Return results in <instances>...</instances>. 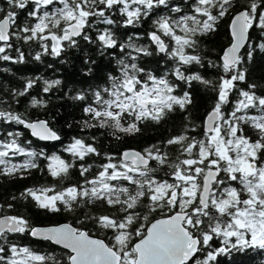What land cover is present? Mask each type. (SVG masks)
<instances>
[{
  "label": "snow or ice",
  "instance_id": "snow-or-ice-1",
  "mask_svg": "<svg viewBox=\"0 0 264 264\" xmlns=\"http://www.w3.org/2000/svg\"><path fill=\"white\" fill-rule=\"evenodd\" d=\"M57 2L62 7L54 11H42ZM7 3L11 9H25L32 4L27 15L36 22L18 25V13L15 10H9L0 17V54H3L0 59L3 60L12 59L5 53L7 48L12 47L10 41L14 37L25 42L38 40L44 52L49 51V44L45 41H51V53L59 55L64 42L68 46L74 45L75 37L82 35L85 40L90 39L84 34L85 28L92 26L90 18H96L98 23L112 25L115 21L106 15V11L118 7L119 12L126 16L125 23L131 25L153 9L167 7L169 0H7ZM232 7L233 0H193L191 14L175 19L163 16L155 21L156 31L150 34V38L158 46L159 52L169 53L174 59L178 58L181 64H200L201 57L186 53L185 49L194 50L197 44L195 37L214 30L216 21ZM171 11L179 13L181 9L174 7ZM254 25L264 29V0H248L247 6L232 20L231 34L235 42L225 51L222 64L223 71L232 74L221 78L218 102L207 117L206 138L196 140L181 135L167 141L168 145H179L181 155L187 154V158L177 157V162L169 164L168 154L153 145L145 149L144 153L125 152L120 164L109 162L102 165L96 178L85 180V184L91 187L72 186L59 192L53 187L29 188L22 194L31 197L39 207L54 212L60 210L57 202L71 209L78 198L103 200L110 206H119L118 211L123 213L122 216L104 214L90 217L100 228L113 232L114 243L94 238L89 231L72 225L37 228L32 227L25 217L4 215L0 218V264H46L48 260H52L53 264H61L54 256L41 255L28 247L20 248L14 244L7 249L11 253L8 256L4 247L8 235L25 232L69 250L66 264H210L217 256L232 249H264V160L257 164L258 153H264V96L241 91L242 99L237 101L234 110L229 115L222 114V105L228 102L229 92L235 88V82L245 79L243 71L239 69V50L248 41V31ZM177 29L182 34H177ZM163 37L174 41L175 47L170 49ZM97 39L104 47H117V41L107 29L98 34ZM120 48L123 51L124 46L120 45ZM135 50L150 54L143 48ZM19 58L23 59V53H20ZM36 59H40V54H37ZM135 59L132 57L133 61ZM118 63L121 65V75L110 76L111 86L95 91L92 103L84 109L99 127H112L127 133L139 131L138 122L141 120L159 121L174 106L183 109L191 103L188 92L182 96L173 94L176 85L166 77L158 78L149 74L146 80L141 79L138 73L143 72V69L135 62L126 64L120 60ZM174 74L186 83L202 80L199 74L184 75L180 67L174 70ZM54 83L58 84L59 81ZM32 87L33 82L29 81L19 95H24ZM50 87L51 84L44 91L47 92ZM78 99L83 100L85 96L81 95ZM32 103L36 105L39 102L34 99ZM249 109H258L261 114L247 115ZM240 112L245 114L237 115ZM126 117H131V121L128 122ZM0 119L23 125L41 140L60 139L46 121H26L20 115L2 110ZM122 120L127 123V127ZM242 124L254 128L258 139L251 141L244 136ZM20 135L18 132H8L7 136L12 139L0 140V165L5 166L0 174H13L37 167L34 159L8 167L10 154L32 158L38 155L34 150L27 151L17 142ZM66 151L79 160L88 154L99 155L94 146L86 145L81 139H75ZM51 160L53 163L48 167L54 177L66 175L75 166L58 156H52ZM153 160L158 165H168L172 169L171 183L153 175L157 171L149 166ZM80 167L81 175L89 170L88 166ZM221 172L225 178L218 179ZM231 181H238L243 188L238 190L231 187L228 184ZM220 185L227 186L221 189ZM241 191L247 194V198L241 199ZM145 197L150 212L157 209L169 212L178 210L165 218L156 219L150 226L137 224L141 217L135 209ZM143 220L148 221V216L145 215ZM214 237L222 238L224 246L207 251L205 259H199L198 253L211 247L210 241Z\"/></svg>",
  "mask_w": 264,
  "mask_h": 264
},
{
  "label": "trees",
  "instance_id": "trees-1",
  "mask_svg": "<svg viewBox=\"0 0 264 264\" xmlns=\"http://www.w3.org/2000/svg\"><path fill=\"white\" fill-rule=\"evenodd\" d=\"M192 3L193 0H169L167 7L159 6L131 25L125 23L126 16L119 12L118 7H114L106 11V15L115 23L107 25L98 23L96 18H90L92 26L84 30V34L90 39L85 40L82 35L75 37L76 44L74 45L68 46V43L64 42L59 55L51 53V41H45L49 44L48 52H44L38 40L25 42L14 37L10 41L12 47L7 48L5 54L12 59H0V110L20 115L26 121L46 119L59 134L60 139L45 142L34 137L31 131L23 125L0 119V140L10 141L12 137H8L7 133L18 132L21 134L17 137L18 143L27 151H39L34 158L27 155L11 156L10 154L8 167L11 164L22 165L30 159H34L37 167L22 169L13 174H0V206H2L0 217L8 214L22 216L28 219L32 227L70 222L81 230L89 231L93 236L101 237L110 244L114 243L113 232L100 228L90 217L104 214L122 216L123 213L118 211L119 206H110L103 200L89 201L78 198V201L73 202L71 209H66L62 203L57 202L60 210L54 212L39 207L31 197L22 194L29 188L53 187L59 192L72 186L91 187L90 184H85V180L96 178L102 170V165L109 162L120 164L123 159L122 152L127 148H136L144 152L145 149L155 145L168 154V162L171 164L177 162V157L187 158V154L181 155L179 145H168L169 139L181 135L196 140L206 138L205 118L218 102L221 78H227L232 74L225 73L222 68V55L233 40L230 29L231 20L238 11L247 6L248 0H233V7L225 16L216 21L214 30L198 34L195 37L197 41L195 49H185V51L199 55L201 63L183 65L178 58L174 59L169 53L159 52L150 34L156 31L155 21L160 17L171 16L175 19L184 14H191L190 5ZM32 7L33 5L29 4L25 9H11L7 0H0V9H3L0 17L9 10H15L18 13V25L23 26L25 23L32 25L36 21L27 15ZM58 7L62 5L57 2L42 11H54ZM174 7H179L181 12H172L171 8ZM105 29L113 34L117 47L107 48L98 41V34ZM177 34H182L179 29H177ZM163 38L170 49L175 47L174 41L168 37ZM120 45L124 46L123 51ZM128 45L135 47H128ZM262 45H264V29L254 25L249 29V40L240 53L239 69L243 71L245 79L236 81L235 88L230 90L228 102L222 105L223 115H229L234 110L237 101L242 99L241 91H250L257 96H264V47ZM135 48H143L150 54L137 52ZM20 53H23L22 60L19 58ZM249 53H251L250 56ZM37 54H40L39 60L36 59ZM132 57L136 59L133 61ZM120 60H124L126 64L135 62L139 68H142L143 72L138 73L141 79L146 80L149 74L158 78L166 77L170 83L176 85L173 94L182 96L184 92H188L191 103L186 104L183 109L174 106L173 110L166 112L159 121L141 120L138 122L139 131L127 133L112 127H99L84 109L92 103L95 91L111 86L110 76L121 75V65L118 63ZM177 67H180L186 76L199 74L202 80H192L186 83L177 79L174 74ZM29 81L33 82V87L28 89L24 95H19L25 90ZM55 81L59 83L56 84ZM202 81L210 83L205 84ZM49 84L51 87L45 92L44 88ZM252 85L255 87L252 88ZM81 95L85 96V99H78ZM34 99L39 103L33 105ZM257 113H260L258 109H249L247 115ZM244 114V112L237 113V115ZM131 119V117H126L128 122ZM122 123L127 127L125 121L122 120ZM241 126L244 136L250 138L251 141L258 139L254 128L247 124ZM75 139H81L86 145L94 146L99 155L88 154L83 160L75 158L66 151ZM49 151L51 154H60L62 160L71 162L75 166L70 168L66 175L52 176L48 167L50 163L47 160L42 161L43 155H39ZM262 160H264V153H258L257 164ZM81 165L89 167L84 175H81ZM149 166L157 169L153 173L157 179L172 182V169L168 165L161 166L153 160ZM4 167L0 165V170ZM219 178H225V174L221 172ZM120 183L135 188L134 185H127V182L121 181ZM228 184L239 185L238 181H231ZM148 204L147 197L142 198L138 203L135 211L140 214L141 219L137 221V224L148 226L153 220L178 210L169 212L166 209H157L150 212ZM8 205L12 207L9 208ZM145 215L148 216V221L143 220ZM13 244L20 248L28 247L41 255L54 256L61 264H66L69 250L52 241L33 237L28 232L9 234L8 242L4 244L8 256H11V253L7 249ZM210 245L211 247L198 253L199 259H205L207 251L224 246L221 238L216 237L210 241ZM46 264H53V261L48 260ZM210 264H264V249H232L230 252L217 256L216 260Z\"/></svg>",
  "mask_w": 264,
  "mask_h": 264
},
{
  "label": "water",
  "instance_id": "water-1",
  "mask_svg": "<svg viewBox=\"0 0 264 264\" xmlns=\"http://www.w3.org/2000/svg\"><path fill=\"white\" fill-rule=\"evenodd\" d=\"M241 11V10H240ZM239 12V11H238ZM237 12V13H238ZM236 13V14H237ZM235 14V15H236ZM234 15V16H235ZM234 16L232 17V20H233V18H234ZM232 20H231V24H232ZM231 24H230V29H231ZM232 43H231V45L235 42L234 41V38H233V36H232ZM248 40H249V31H248ZM248 42V41H247ZM247 42L244 44V46L247 44ZM231 45H229L228 47H226L225 48V50H224V53H225V51L229 48V47H231ZM244 46L239 50V55H240V53H241V51L243 50V48H244ZM224 53H223V55H222V58H223V56H224ZM213 110H211L208 114H207V116H206V118H205V130H206V132H207V127H208V120H207V117L211 114V112H212ZM36 121H46L47 122V124H48V127L49 128H51L52 129V131H54V132H56L50 125H49V123H48V121L46 120V119H38V120H32L31 122H36ZM30 130V129H29ZM31 131V130H30ZM31 134H32V132H31ZM56 134L59 136V134L56 132ZM34 137H36V136H34ZM60 137V136H59ZM36 138H38V137H36ZM39 139V138H38ZM41 140V139H40ZM43 141H55V140H43ZM125 152H140V153H144V152H142L141 150H139V149H136V148H127V149H124L123 150V152H122V156H123V154L125 153ZM151 164V161H150V163H149V165ZM220 175H221V173H220ZM220 177V176H219ZM219 177H218V179H219ZM173 214V213H172ZM8 215H13V214H8ZM171 215V214H170ZM4 216V215H3ZM3 216H1L0 218H2ZM166 216H163V217H160V218H157V219H162V218H165ZM156 220V219H155ZM155 220H153L152 222H155ZM151 223V222H150ZM150 223L148 224V226H150ZM64 224H68V225H72L73 227H76L75 225H73L72 223H70V222H63V223H59V224H55V225H47V226H36L37 228H52V227H59V226H61V225H64ZM78 228V227H77ZM82 230H84V229H82ZM93 236V235H92ZM94 238H99V239H103V238H101V237H97V236H93ZM36 238H39V237H36ZM40 239H42V238H40ZM105 242L106 243H108L106 240H105ZM60 246H62V245H60ZM63 247V246H62Z\"/></svg>",
  "mask_w": 264,
  "mask_h": 264
},
{
  "label": "flooded vegetation",
  "instance_id": "flooded-vegetation-1",
  "mask_svg": "<svg viewBox=\"0 0 264 264\" xmlns=\"http://www.w3.org/2000/svg\"><path fill=\"white\" fill-rule=\"evenodd\" d=\"M45 142H52V141H45ZM31 151H33V150H31ZM44 152V151H43ZM46 152V151H45ZM36 153H39V151H36ZM52 156H58L60 159H62L61 158V155L60 154H56V153H50V151L49 152H47V153H43V158H42V161H44V160H47L50 164L51 163H53V161L51 160V157ZM49 195H52L51 193H48Z\"/></svg>",
  "mask_w": 264,
  "mask_h": 264
},
{
  "label": "rangeland",
  "instance_id": "rangeland-1",
  "mask_svg": "<svg viewBox=\"0 0 264 264\" xmlns=\"http://www.w3.org/2000/svg\"><path fill=\"white\" fill-rule=\"evenodd\" d=\"M255 115H260V113H257V114H255ZM237 175H239V174H237ZM225 186H227V185H223L222 187H220L221 189L223 188V187H225ZM231 187H235V188H237L238 190H241L242 188H243V186L242 185H230ZM244 198H247V194L246 193H244L243 191H241V199H244ZM235 238H233V240H234ZM221 240H222V238H221Z\"/></svg>",
  "mask_w": 264,
  "mask_h": 264
}]
</instances>
